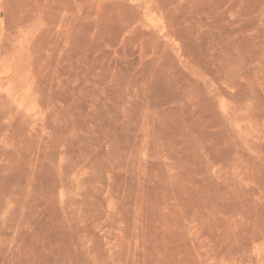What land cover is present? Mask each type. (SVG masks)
Listing matches in <instances>:
<instances>
[{"label":"rangeland","instance_id":"rangeland-1","mask_svg":"<svg viewBox=\"0 0 264 264\" xmlns=\"http://www.w3.org/2000/svg\"><path fill=\"white\" fill-rule=\"evenodd\" d=\"M0 264H264V0H0Z\"/></svg>","mask_w":264,"mask_h":264}]
</instances>
